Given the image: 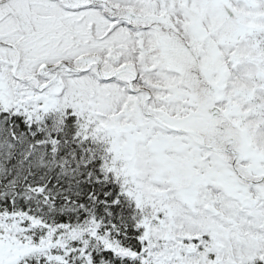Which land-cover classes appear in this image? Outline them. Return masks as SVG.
Instances as JSON below:
<instances>
[{"label": "snow or ice", "instance_id": "1", "mask_svg": "<svg viewBox=\"0 0 264 264\" xmlns=\"http://www.w3.org/2000/svg\"><path fill=\"white\" fill-rule=\"evenodd\" d=\"M0 264H264V0H0Z\"/></svg>", "mask_w": 264, "mask_h": 264}]
</instances>
